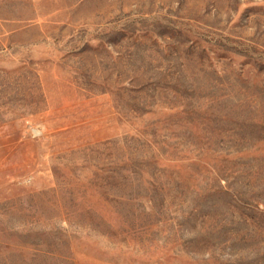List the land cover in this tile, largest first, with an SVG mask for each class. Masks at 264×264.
Here are the masks:
<instances>
[{"label":"rangeland","instance_id":"1","mask_svg":"<svg viewBox=\"0 0 264 264\" xmlns=\"http://www.w3.org/2000/svg\"><path fill=\"white\" fill-rule=\"evenodd\" d=\"M0 264H264V0H0Z\"/></svg>","mask_w":264,"mask_h":264}]
</instances>
